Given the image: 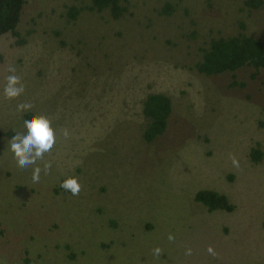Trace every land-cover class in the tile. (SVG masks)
<instances>
[{
	"label": "rangeland",
	"instance_id": "obj_1",
	"mask_svg": "<svg viewBox=\"0 0 264 264\" xmlns=\"http://www.w3.org/2000/svg\"><path fill=\"white\" fill-rule=\"evenodd\" d=\"M120 2L127 11L114 18L91 0H25L18 35L0 37V132L25 131L35 114L56 131L38 183L36 165L19 168L0 136V264H264V156L250 157L264 152V68H196L214 38H264V6ZM10 65L25 87L11 100ZM152 93L167 94L173 110L146 142ZM69 176L78 196L55 192ZM201 189L226 194L234 210L208 211L194 198Z\"/></svg>",
	"mask_w": 264,
	"mask_h": 264
},
{
	"label": "trees",
	"instance_id": "obj_2",
	"mask_svg": "<svg viewBox=\"0 0 264 264\" xmlns=\"http://www.w3.org/2000/svg\"><path fill=\"white\" fill-rule=\"evenodd\" d=\"M91 1V9L99 11L109 9L114 18L121 17L127 11V7L121 4L120 0ZM24 5L25 0H0V37L6 33L18 35L17 28ZM246 5L258 9L264 6V0H246ZM164 10L169 12V7ZM78 12L77 7H72L69 15L75 18ZM24 42V39H20L16 43L21 45ZM246 67H253L257 71L264 68L263 37L239 33L235 36L214 38L210 41L209 47L203 50L202 60L196 65L198 71L206 75L233 73ZM172 110V100L165 93H152L144 99L143 113L149 119L143 134L146 142L154 141L166 131ZM13 135V132L7 134L0 132V136H7L10 139ZM263 156L264 152L259 147L251 149L250 157L255 163H259ZM61 182L55 192L65 191L60 187ZM194 198L210 212L216 210L230 212L235 208L226 194L212 189H201L196 192Z\"/></svg>",
	"mask_w": 264,
	"mask_h": 264
},
{
	"label": "clouds",
	"instance_id": "obj_3",
	"mask_svg": "<svg viewBox=\"0 0 264 264\" xmlns=\"http://www.w3.org/2000/svg\"><path fill=\"white\" fill-rule=\"evenodd\" d=\"M9 75L6 76V84L4 88V96L6 99H16L20 97L25 87L21 82V78L16 75V68L9 66L7 69ZM17 111L24 112L32 108L30 103H19L16 106ZM23 132H16L8 141V148L13 153L17 166L21 169H27L29 166L36 165L32 170V181L38 183L40 181V173L43 170L47 175L51 169V162H44L43 169L37 164V161H44L46 153H50L56 143V131L52 127V122L44 114H35L24 121ZM63 136L67 139L69 132L63 130ZM234 166L239 165L235 157H232ZM60 187L65 191H69L73 196H78L81 191V184L75 176L65 178ZM169 241H174L173 234L168 235ZM208 251L213 253V249L209 247ZM163 250L159 247L153 249L155 257H161ZM186 255L192 254V249L185 250Z\"/></svg>",
	"mask_w": 264,
	"mask_h": 264
}]
</instances>
